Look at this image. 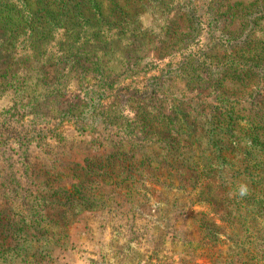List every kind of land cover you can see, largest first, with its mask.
Here are the masks:
<instances>
[{
    "label": "trees",
    "instance_id": "obj_1",
    "mask_svg": "<svg viewBox=\"0 0 264 264\" xmlns=\"http://www.w3.org/2000/svg\"><path fill=\"white\" fill-rule=\"evenodd\" d=\"M226 1L0 0V92L19 88L31 69L43 73L44 85L66 72L85 91L100 92L95 127L83 129L104 141L94 154L82 152L83 162L78 156L66 176L39 173V194L22 201L24 209L14 178L0 181V264H56V250L70 243L75 209L85 225L101 222L103 232L113 223L112 249L125 250L117 262L128 263L143 238L158 259L172 234L176 246L204 249L215 264H264V38L232 31L235 5L219 15ZM259 9L264 16V1ZM183 21L206 26V49H179L181 61L148 74L144 97L157 94L162 102L133 107L131 118L109 116L119 105L101 100L120 85L107 74L117 61L109 51L124 42L141 59L180 37ZM179 76L190 79L172 90L169 80ZM227 79L244 83L240 95L219 90ZM194 205L202 208L192 214ZM220 242L227 244L222 259Z\"/></svg>",
    "mask_w": 264,
    "mask_h": 264
},
{
    "label": "rangeland",
    "instance_id": "obj_2",
    "mask_svg": "<svg viewBox=\"0 0 264 264\" xmlns=\"http://www.w3.org/2000/svg\"><path fill=\"white\" fill-rule=\"evenodd\" d=\"M263 1L228 0L224 3L225 6L222 7L219 15L227 10V5H235L233 10L236 15H234L231 30L237 31L238 29V32L252 33L253 37L263 39L264 16L259 9ZM217 19L222 18L218 16ZM189 23L183 21L180 37H171L170 41L162 39L163 44L160 50L144 53L141 59L136 57V51H129L124 42L113 46L109 55L111 58L114 56L113 58L117 61L111 63L107 74L119 80L120 85L111 91H106L105 94L109 95L101 101L112 103L113 108L116 105L119 107L115 108L109 116L112 118L118 116L119 120L123 118V115L131 118L134 114L133 107L147 102H162L163 99H159L157 94L144 97L148 74L157 72L156 67L162 68L164 63L175 64L176 61H181L182 56L176 55L180 54L179 49L184 51L186 47V52H200L202 48L206 49L208 42L207 31L204 29L206 26L200 24L189 26ZM223 24L220 23V26ZM145 36V41H147L151 40L154 34ZM115 42L116 40L113 43ZM126 57L129 66H126L123 60ZM151 61L154 63H150ZM143 64H146L144 68ZM191 66L194 70L197 68ZM46 69V72H49L48 79L53 78L54 68L47 67ZM132 69L136 71L131 73ZM146 69L151 71L147 72ZM27 72L28 75L25 78H23L24 75L19 76L23 78L19 79L22 83L19 88L15 85L0 92V174H3L5 178L0 176V181L14 178L13 183H17L20 190L19 200L16 199L17 204H22L23 209L26 205L22 201L39 194L35 186V177H40L39 173H48L47 176H49L58 172L66 176L70 174L71 169L75 168L78 156H80V162H83L82 152L94 154L99 149L100 142H104L92 133L84 134L83 129L86 128V124L88 129L95 127L94 121L98 120L95 116V108L99 103L100 92L85 91L84 83L80 79L70 80L66 77V72H60V77L53 78L48 85L43 83L45 82L43 73L34 72L32 69ZM189 79V77L186 79L180 76L174 77L169 80V85L172 90H181L186 80ZM217 86L221 88L220 91L228 90L230 95H240L235 91L242 89L244 83L227 79L218 83ZM90 98L91 101H89ZM82 100H88L91 105ZM97 131L101 132L102 129L98 128ZM52 180L53 178L49 179V181ZM68 183V179L65 178L64 184ZM55 185L56 183H54L55 191L58 192L60 188ZM2 194L0 191V196ZM201 208V205H194L191 208L192 214ZM99 214L101 215V211ZM192 214L191 212L187 214L188 224L192 221L190 216ZM84 215L79 209L72 211L70 216L77 219L68 230L70 243L67 247L56 250V264H215V256L209 257L204 249L196 248L192 252H186L182 247L176 246L177 239L173 240L172 234L165 238L161 249L157 251L158 259L151 256L154 252L151 254V251H148L150 250L148 249L149 241L143 238L139 244L140 250H134L131 255L128 253L127 259L130 258V262L128 260V263L117 262L115 259L121 258V253L125 250L121 249L119 253H116L112 249L111 243L114 238L116 239L113 237L115 236L113 223H109L107 230L103 232L100 227L101 222L88 220L85 225V222L79 220ZM110 215V211H106L104 217L107 219L111 217ZM153 216H161V213L154 211ZM170 218L172 219L173 215H170ZM173 222L176 223V220ZM121 242L125 243L124 239ZM134 247L137 248L136 245ZM226 247L227 244L222 242L216 244L217 251H221V259L226 255Z\"/></svg>",
    "mask_w": 264,
    "mask_h": 264
}]
</instances>
